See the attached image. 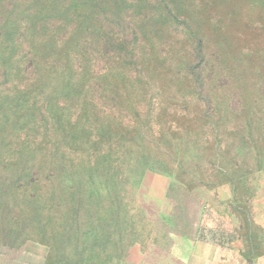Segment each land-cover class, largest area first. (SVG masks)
<instances>
[{"label":"rangeland","instance_id":"obj_1","mask_svg":"<svg viewBox=\"0 0 264 264\" xmlns=\"http://www.w3.org/2000/svg\"><path fill=\"white\" fill-rule=\"evenodd\" d=\"M35 1L0 0V255L141 264L196 236L243 261L264 255V0H100L114 27L79 4L64 49L79 53L80 25L110 43L77 81L50 62L21 91V43L45 36L27 23Z\"/></svg>","mask_w":264,"mask_h":264},{"label":"trees","instance_id":"obj_2","mask_svg":"<svg viewBox=\"0 0 264 264\" xmlns=\"http://www.w3.org/2000/svg\"><path fill=\"white\" fill-rule=\"evenodd\" d=\"M35 2L37 7L33 9L30 16L31 19L27 20V23H30L37 17L38 28L41 32L45 33V36L42 39L37 40L36 37H33V33H31L30 43H27L25 39L21 43V46H24V48H22L24 50L23 53L27 56V59L21 64L23 70L19 71V73L25 78L23 82H20L21 84L23 83V86L18 88L21 91L32 90L37 80L39 79L38 81H40L43 79L44 70L48 68L51 69L50 66L58 71L61 78L67 79L69 82L72 79V81H77L79 77H84L83 68L85 63L83 62V59L86 61L87 54L91 53L93 50L97 54L100 50H103L105 45L110 43V39H107V33L105 32L106 29L104 35L100 36L99 28L96 29L91 28L88 25H80L75 26L72 31L79 30V32L82 33L76 41V45L79 46L80 44H83V47L79 50V53L74 56L71 51L73 50V47L69 45L67 49H64V45H66L67 38L70 34L69 31H64V27L77 11L79 4L85 18L92 19L97 23V26L106 24L109 27H114L113 24L115 23V18L111 17L107 10H101L99 13L96 11L95 7H97V5L99 7V4L97 3H99L100 0H36ZM110 7H112V5ZM51 30H53V32L58 30L59 40L50 46ZM89 37L90 40H87ZM44 41H46L45 48H50L49 51L53 50L51 58L42 56L44 55L43 51H39L38 53L37 48H40V44ZM124 50L125 48L123 47L121 52H128ZM44 58L47 60L45 61ZM50 62H53V64L50 65ZM122 66L125 68L126 66H129V64L124 63ZM118 67L119 65L114 62L107 66V69L110 70L109 75H112L113 77L120 76L114 72ZM134 69L139 71L137 67ZM93 75L90 76V79L84 88L95 93L101 91L102 88H100V86L97 87V85L100 84V79H98L97 74L95 75V78ZM92 85H94V87ZM39 90H43L42 81L38 84V91Z\"/></svg>","mask_w":264,"mask_h":264},{"label":"crops","instance_id":"obj_3","mask_svg":"<svg viewBox=\"0 0 264 264\" xmlns=\"http://www.w3.org/2000/svg\"><path fill=\"white\" fill-rule=\"evenodd\" d=\"M216 247L218 243L215 245ZM207 247L198 238L174 240L171 249L152 248L143 255L141 264H264V255L252 260L243 261V253L237 250H218ZM242 257H241V256ZM48 252L32 246L28 250L19 252L17 256H1L0 264H46ZM123 264H130L125 259Z\"/></svg>","mask_w":264,"mask_h":264}]
</instances>
